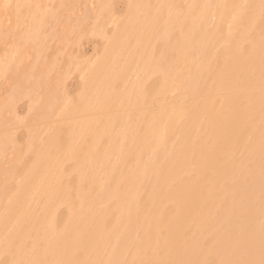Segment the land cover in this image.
<instances>
[{
    "label": "bare ground",
    "instance_id": "6f19581e",
    "mask_svg": "<svg viewBox=\"0 0 264 264\" xmlns=\"http://www.w3.org/2000/svg\"><path fill=\"white\" fill-rule=\"evenodd\" d=\"M82 36L106 44L68 101ZM6 73L0 123L24 97L88 118L26 166L0 139L25 168L4 154L0 264H264V0H0Z\"/></svg>",
    "mask_w": 264,
    "mask_h": 264
},
{
    "label": "rangeland",
    "instance_id": "374dc122",
    "mask_svg": "<svg viewBox=\"0 0 264 264\" xmlns=\"http://www.w3.org/2000/svg\"><path fill=\"white\" fill-rule=\"evenodd\" d=\"M68 1H69V0H65V2H68ZM117 1H118V0H117ZM122 1H124V0H122ZM119 2H121V0H119ZM184 3H185V2H184ZM185 5H186V4H185ZM185 5H184V6H185ZM121 6H122V4H121ZM60 10H62V8L59 9V11H60ZM56 12H57V11H56ZM60 13H61V12H60ZM58 14H59V13H58ZM61 14H62V13H61ZM61 14H59V15H61ZM58 17H59V16H58ZM62 18H63V17H62ZM62 18H59V19H60L59 21H62ZM51 22L57 23V22H55V20H54L53 18H52V21H51ZM108 27H109V29H112L113 24H110ZM89 39H91V40H89ZM92 39H93V40H92ZM73 40H74V39L72 38V41H73ZM103 40H104V42L106 41L105 39H102V38L99 37V36H93V37L82 36L81 40H79V42H77V44L75 45V46H78V47L80 46V44L82 45V46H80V49L83 50L81 54H83L84 56L81 55V56H83V57H80V58H79V60H81V61H79L78 59L73 58V59L75 60V61L73 60V63L76 62L77 65L72 63V64L70 65V67H69V66L66 64L67 62L65 63V65H67L68 67L65 66L66 68H64V67H63V66H64V65H63L64 63L61 65V66L63 67V68H62V69H63L62 71H64V73H65V74H63V76H64V77H67V83H66V84H67L68 87L65 86L66 89H67V90H65V91H68L69 93L67 92L68 95H67V93H65L64 96H66V95L68 96V99H67L68 101H69V98H70V101H71V99H74L76 96H77V98H78V99L76 98V100H81V99H80V95L82 96V93H80L79 91L82 92V87H81V86H82V84L84 83V81H85V79H86L85 77H86L87 75H89V73L87 72L88 69H90L91 66L93 65V63L95 64L96 61H98V59H100L101 56H102V55H99V54L102 53L103 50H102L101 48H102L103 46H105V44H106V43H104V45H102V44H103ZM72 41L70 42L71 45H72ZM53 42H54V40H52V43H53ZM70 44H69V46H71ZM78 47H77V48H78ZM84 50H85V51H84ZM98 50H99V51H98ZM101 50H102V51H101ZM98 53H99V54H98ZM97 54H98V55H97ZM102 54H103V53H102ZM96 55H97V56H96ZM99 56H100V58H97V57H99ZM96 59H97V60H96ZM95 60H96V61H95ZM94 61H95V62H94ZM75 65H76V66H75ZM78 65H79V67H78ZM80 65H81V67H80ZM73 66H74V68H73ZM86 66H87V67H86ZM77 67H78V68H77ZM70 68H72V70H71ZM66 70H68V71L66 72ZM70 71H71V72H70ZM73 71H74V73H73ZM69 72H70V73H69ZM76 72H77V73H76ZM81 72H82V73H81ZM86 72H87V73H86ZM7 73H9V74L11 73V74L13 75V73L10 72V71H8ZM7 73H6L4 76L0 77V80H2V81L4 82V83H3L4 85H3V84H2V81H0V83H1V85H2V86L0 85V86H1L0 88H2V89L5 88V89H4L5 91L2 90V89H0V90H2V92L0 91V95L3 93V94H4V97L6 96L4 99H5V100L7 99L6 101H4V100L2 99L4 102L1 101V98L3 97V95H1V97H0L1 105H3L4 103H6L7 101L9 102V101L11 100V99L9 98V97H10L9 94L12 92V91H10V90H12V89H11V86H9V83L11 82V81H10L11 79H10V80L7 79V76H6V75H8ZM67 73H69V75H68ZM11 74H10V75H11ZM10 75H8V77H9V78H12V75H11V76H10ZM5 76H6V78H5ZM154 78H156V77L154 76L153 78H151V80H153ZM6 80H8L9 82H7ZM6 82H7V87H4V86H6ZM65 82H66V78H65ZM79 82H80V83H79ZM151 82H152V81H151ZM151 82H150V83H151ZM66 84H65V85H66ZM79 88H80V89H79ZM6 89H7V92L10 91L8 94H5V93H6ZM4 92H5V93H4ZM77 93H78V94H77ZM69 95H71V96H69ZM24 96H25V95H23V97H24ZM19 97H21V96H19ZM23 97H21V98H23ZM17 98H18V97H17ZM24 98H25V97H24ZM24 98H23V100L20 99V98H19V100L16 99V100H18V103H16L17 101L15 100V101L13 102V104H14L13 106H11V105L7 106V105H6V106L3 108V112H4V110H6V109L8 108V109H7V110H8V113L11 114L10 112L12 111V115L14 114L15 117L12 116V115H9V114L7 113V110H6V112H4V113H7V115H5V117H6V116H8V117L4 118V115H3V117H2L3 120H1V123H0V128H2V130L0 129V135L3 136L2 138H1V136H0V139H3L5 136H7V138L12 139V140H13L12 143L14 142L15 144L13 143V145H15V147H16L15 150L13 149L14 147L12 148V149H13V150H12V155H15V152H17V155L19 154V155H18L19 158L23 157V156L25 155L24 153H27V154H28V153L30 152L29 154H31V151H32L33 148H36V149H37V148L41 145V143L44 142L43 140H46L45 138H46V136H48V135H46V134H50V133H48V132L52 129L53 126H54L53 128H55V127L61 125V122H62L63 124L66 123V125H67V124H71V123H72V122H71V120H72L71 118H73V120H74L75 118L78 117V118H77V121H78V119H80L79 121H81V119L88 118V117H83V116L80 117V116H79L80 113H79V115H77V114L74 113L75 116H76V117H75V116L73 115L72 110H70V109H66V110H68V111L70 110V113H68V111H65V112L68 113V116H67V115H64V114H66V113H64V110H63V109H65V107H64V108L61 109V111H60V110L58 111L60 114L62 113L61 115H60L59 113H56V114L53 113V114L51 115V116H53V118L50 117V118H46V119H44V118H43V115H44V113H45V112H44L45 110H44V111L42 110V109H44V108L41 109V108H39L37 105H36V106H34V105H30V103L32 102V100L30 99V100H31V101H30V100L28 99V97H27V99H26V98L24 99ZM20 100H21V101H20ZM67 100H66V101H67ZM76 100H75V101H76ZM29 101H30V103H29ZM73 101H74V100H73ZM2 102H3V103H2ZM76 102H77V101H76ZM9 103H10V102H9ZM32 103H33V102H32ZM11 104H12V103H11ZM15 104H16V105H15ZM34 104H36V103L34 102ZM28 105H30L29 109L31 108V109H30L31 112L28 111ZM33 106L36 107V108H34ZM64 106H66V105H64ZM67 106H68V105H67ZM16 107H17V109H15ZM37 108H39L40 110H38ZM67 108H68V107H67ZM35 109H37V110H36L37 113H38L39 111H41V112H39L40 114H39V113L37 114L36 112H33V110H35ZM15 112L17 113V115H15V114H16ZM28 112H30V113H28ZM31 113L40 116V117H39V119H40V120H39V121H40L39 123L41 124V126L44 125V126H42V129H41V126H39L40 124L37 123V122H38L37 119H36L37 122H36L34 119H32L33 117H36V116L34 115V116L32 117V114H31ZM2 114H3V113H2ZM58 114H59V116H57ZM71 114H72V116H71ZM18 115H19V116H18ZM55 115L59 118V120H61L60 122H59L58 119L56 120V117L54 118ZM16 116H17V118H16ZM61 116H62V117H61ZM68 117H69V118H68ZM18 118H19V120H18ZM36 118H37V117H36ZM51 118L54 119V120H53L54 122H55V121H56V122L58 121L56 126H55V123H56V122H55V123H54V122H51V121H52ZM63 118L65 119L66 122H63V121H64ZM20 119H21V120H20ZM47 119L50 120V121H48ZM68 119H70V120H68ZM7 120H9V122H11V123H8ZM31 120H32V121H31ZM43 120H44V121H43ZM46 120H47V123H48V122H50V123L46 124ZM62 120H63V121H62ZM73 120H72V121H73ZM75 120H76V119H75ZM13 121L16 122L17 124L14 123L15 125H13V124H12ZM18 121H20V122L18 123ZM34 121H35L36 125L34 124ZM77 121H76V122H77ZM44 122H45V123H44ZM70 122H71V123H70ZM73 122H75V121H73ZM31 123H32V124H31ZM43 123H44V124H43ZM50 124H51V126H50L51 129H49V125H50ZM1 125H2V126H1ZM16 125H17V126H16ZM27 125H28V126H31V127H28ZM33 125H34V126H33ZM37 125H38V127H36ZM52 125H53V126H52ZM64 125H65V124H64ZM64 125H62V126H64ZM32 126H33V128H32ZM9 127H10V128H9ZM11 127H12V128H11ZM39 127H40V130H39ZM43 127H46V128H44V130H45V129H46V130L48 129L49 131H47V133H46V131L43 130ZM3 128L6 129V130H4ZM7 128H8L9 130L12 129V132H13V133H11V131L8 133V132H7V130H8ZM25 128H26V129H25ZM29 128H30V131L27 130V129H29ZM31 129H32V130H31ZM34 129H35V131H38V133H40V134L42 135V137H41V135H38V136L41 138V139L39 138V140H40L39 142H41L40 144H39L38 142H37V144H36L35 141H37V140H35V138L32 137V136L34 135V133H35V131H33ZM37 129H38V130H37ZM25 130H26V131H25ZM39 131H40V132H39ZM42 131H43L45 134H42ZM2 132H3V133H2ZM29 132H32V133L34 132V133L32 134V133H29ZM38 133L36 132V135H37ZM26 135H27V137H26ZM28 135H30V136L32 135V136H31L32 138L30 137V138L32 139V142H31V139L28 137ZM34 136H35V135H34ZM38 136H36L37 139H38ZM44 136H45V137H44ZM14 139L17 141V143L19 142L17 145H16V142L14 141ZM28 140H30V142H27L28 144L26 143V145H29V144L31 143L30 145H31V147H33V148H30V146H29V147L25 146L24 148L27 147V148L31 149L30 151L28 150L29 152L26 151V149L23 150V146H24L23 144H25V142L28 141ZM33 142H34L35 145L33 144ZM12 143L10 142V143H8V145H9V144H12ZM8 145H7V146H8ZM22 145H23V146H22ZM10 146H11V145H9V147H10ZM19 146H20V147H19ZM34 146H35V147H34ZM6 148H8V147H6ZM17 148H18V149H17ZM20 148H21V149H20ZM4 149H5V148H4ZM19 149H20V150H19ZM36 149H34L33 152H34ZM5 150H6V149H5ZM5 150H2V152L0 151V155L3 154V156L0 157V158H1L0 161L2 162V160H3V162H6V161H4V160L7 159V158H5V157L8 155L7 157H9L10 160H11L10 163L13 164L12 166H11L10 163L8 164V162L10 161L9 158L7 159L8 162H7L6 164L2 162V163H3V165H2V163L0 162V164L2 165V168H4V166L6 165V167H8V168L10 169V171H11V172H10V171L6 170V169H7V168H6L5 171H8V172H6V174H7V173H8V174H9V173L11 174L12 172L17 171V169H15V168L12 169V168H10L9 166L13 167V166H15V165H19V163L17 164V161L20 162L22 159L25 160V161L22 160V164L25 163L24 165L26 166V165H27V162H28V161H26V160H27V159H30V157H31V155L28 154V155L24 156L22 159L19 160L18 156H17L18 159L15 158L16 155H15V157H13V156L11 155V152H10V155H9V154H6V153H3V152H6V151H11V147H10V149H8V150H6V151H5ZM18 150H19V151H18ZM22 150H23L24 152H23ZM21 151H22V153L20 154L19 152H21ZM25 151H26V152H25ZM13 152H14V153H13ZM4 154H6V156H5ZM23 154H24V155H23ZM22 155H23V156H22ZM10 156H12L13 158L10 157ZM20 156H21V157H20ZM27 156H28V158H26ZM2 157L5 158V159H2ZM14 158L17 159V160L15 161L16 164L13 163L14 160H15ZM12 159H14V160H12ZM12 161H13V162H12ZM69 162L71 163V161L65 162L66 164L64 163V167H65L66 170H67L68 168H70V165L72 164V163H71V164L68 166V163H69ZM73 163H74V162H73ZM7 164H8L9 166H7ZM22 164H21V162H20V165H21V166H17L18 170H19V168H21V167L24 168V165H22ZM1 165H0V166H1ZM72 166H73V165H71V169H72ZM22 168H21L22 172H21V170H20V171L18 172L19 174L16 173V174H18V175H17L18 178H19V176H22L23 173H24V171H25V170H24L25 168H24V169H22ZM0 170H1V168H0ZM3 170H4V169H3ZM23 170H24V171H23ZM68 170H69V171H68ZM68 170H67V173L70 172V169H68ZM71 171H72L73 173L71 172V174H69V173H68V174L70 175V177H71L72 174H74L73 177L75 178V176H76L75 174H76V173H74V172H75L74 169H72ZM0 172L2 173L3 171L1 170ZM1 173H0V174H1ZM3 173H5V172H3ZM21 173H22V174H21ZM8 174H7V176H6L5 174H2V175H4L5 177H1L2 175H0V181H2V180L5 179V178H8V176H9ZM9 177H10V176H9ZM15 178H16V182H20L16 176L14 177V179H15ZM8 179H9V178H8ZM19 179H20V178H19ZM17 180H18V181H17ZM20 180H21V179H20ZM7 182H8L9 184H11V185H14V186H15V183H16V182L14 181L15 183L13 184V183H12V180H11V181H7ZM39 207H40L39 204H36V205H35V208L38 209V210H39ZM58 207H59V206H58ZM63 207H65V206H63ZM63 207H62V205H61V207H59V210H58L59 212H58V213H61V212L63 211V212H62V215L64 216V215H66V214H63V213H65V208L63 209ZM60 208L62 209V211H61ZM38 210H37V211H38ZM60 215H61V214H60Z\"/></svg>",
    "mask_w": 264,
    "mask_h": 264
}]
</instances>
